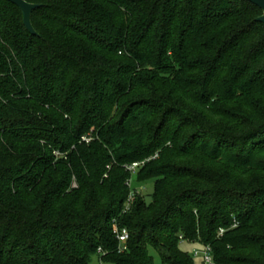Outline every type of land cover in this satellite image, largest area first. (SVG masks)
<instances>
[{"label":"trees","instance_id":"16d2710c","mask_svg":"<svg viewBox=\"0 0 264 264\" xmlns=\"http://www.w3.org/2000/svg\"><path fill=\"white\" fill-rule=\"evenodd\" d=\"M25 1L36 35L0 0V264H264L262 10Z\"/></svg>","mask_w":264,"mask_h":264},{"label":"built area","instance_id":"2783aa9c","mask_svg":"<svg viewBox=\"0 0 264 264\" xmlns=\"http://www.w3.org/2000/svg\"><path fill=\"white\" fill-rule=\"evenodd\" d=\"M83 140L88 141L89 138L87 137H83ZM58 154V153H56ZM157 154L154 155V157ZM150 158L144 159L142 161H136V162H132L129 165L126 166V168L133 173L134 171L138 170L141 166L144 165V163L146 161H148ZM131 179L128 180V185L131 184L130 182ZM131 186V185H130ZM138 194V190H133V192H131L129 198H128V202H132L134 195ZM128 209V206L125 208V210ZM223 233V229L219 230V234ZM115 235H116V240L118 242V251H124L127 247V241L129 238V232L127 230L126 227H119L115 224ZM181 241H183L182 237L180 236ZM201 249H193L192 251V256H200L202 259V264H212L213 263V258H212V251H211V247L209 245H200ZM98 253H101V249L98 248Z\"/></svg>","mask_w":264,"mask_h":264},{"label":"rangeland","instance_id":"374dc122","mask_svg":"<svg viewBox=\"0 0 264 264\" xmlns=\"http://www.w3.org/2000/svg\"><path fill=\"white\" fill-rule=\"evenodd\" d=\"M130 179H131L130 180L131 188L138 190V193L143 196L146 205L150 204L153 194V186H154L153 180L139 182L137 180V170L131 174ZM180 247L184 251H187L189 254L192 253L193 249H201L199 244L191 243V242H181ZM150 254L153 257L154 264H159L160 260L158 254L152 249L150 250ZM193 259L195 261V264H202V259L200 256H194ZM89 264H111V263L99 262L98 257L94 256Z\"/></svg>","mask_w":264,"mask_h":264},{"label":"water","instance_id":"95a60500","mask_svg":"<svg viewBox=\"0 0 264 264\" xmlns=\"http://www.w3.org/2000/svg\"><path fill=\"white\" fill-rule=\"evenodd\" d=\"M6 1L16 5L19 8L22 14V21L24 27L30 34L36 35V31L34 30L31 24L30 17L32 11L40 7V4L30 3L25 0H6ZM245 1L259 7L262 10V14L259 17H257L256 20L264 24V0H245Z\"/></svg>","mask_w":264,"mask_h":264}]
</instances>
